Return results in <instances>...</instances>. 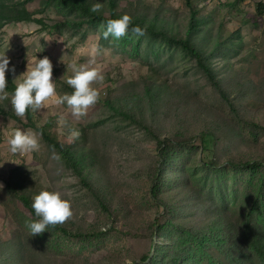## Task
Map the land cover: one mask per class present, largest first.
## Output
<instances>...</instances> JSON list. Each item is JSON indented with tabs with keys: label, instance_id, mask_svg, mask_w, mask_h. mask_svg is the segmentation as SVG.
I'll return each instance as SVG.
<instances>
[{
	"label": "rangeland",
	"instance_id": "1",
	"mask_svg": "<svg viewBox=\"0 0 264 264\" xmlns=\"http://www.w3.org/2000/svg\"><path fill=\"white\" fill-rule=\"evenodd\" d=\"M86 1L102 3L111 17L107 0ZM117 2L119 17L157 20L166 36L185 35V0ZM260 4L195 0L207 20L197 44L224 97L196 59L162 35L129 29L120 40L104 39L106 22L86 24L78 9L53 0H0V55L16 69L6 73L7 82L15 86L29 62L49 57L56 97L34 111L38 126L88 156L79 177L33 130L39 150L12 154L7 140L16 129H30L0 115V264H264ZM17 17L31 23L14 22ZM72 64L100 71L104 79L92 87L115 110L97 103L77 120L66 104H55L72 93L66 83ZM133 105L150 134L118 112ZM0 108L14 114L11 95ZM73 129L79 138L70 137ZM202 133L213 135L212 150L203 149ZM42 191L59 192L74 215L32 236L26 222L38 218L24 198L32 205Z\"/></svg>",
	"mask_w": 264,
	"mask_h": 264
},
{
	"label": "clouds",
	"instance_id": "2",
	"mask_svg": "<svg viewBox=\"0 0 264 264\" xmlns=\"http://www.w3.org/2000/svg\"><path fill=\"white\" fill-rule=\"evenodd\" d=\"M102 8L103 4L97 2L91 6L90 12L100 13ZM129 29L136 36H144L147 33L146 25L143 28L139 25L132 26V17L125 14L120 18L107 20L103 37L108 39L111 36L120 40L128 34ZM10 63L6 54L0 55V101L8 100L11 95L12 111L17 117L24 118L29 109L37 111L43 108L47 101L56 97L53 64L49 57L44 56L42 59H37L34 66L29 62L27 71L14 81L15 89L11 94L7 91L6 73L11 70L15 75L16 69L14 66L9 69ZM69 67H71L73 75L67 78L66 83L73 89V92L70 95L64 94L57 97L54 102L57 105L66 104L71 115L80 120L101 99L100 91L93 88L92 84L98 81L102 82L104 77L98 69H90L86 65L72 64ZM79 136L80 132L75 129L70 133L71 138H79ZM7 143L12 154L23 155L38 151L40 147L37 134L32 130L24 132L16 129ZM31 207L38 218L35 221L26 222V227L32 236L42 235L49 227L55 228L63 225L74 215L71 203L63 199L57 191L40 192L34 197Z\"/></svg>",
	"mask_w": 264,
	"mask_h": 264
},
{
	"label": "trees",
	"instance_id": "3",
	"mask_svg": "<svg viewBox=\"0 0 264 264\" xmlns=\"http://www.w3.org/2000/svg\"><path fill=\"white\" fill-rule=\"evenodd\" d=\"M27 1L29 2L32 0H27ZM53 1L59 3L60 5L65 6L66 8L78 9L79 11H81L82 15H84L87 18L85 21L86 24H89L91 26H95L99 22H107L108 19L120 18L119 15H117L116 13L118 0H107L106 6L108 8L107 10L109 14L111 15L110 18H106L103 10H101L100 13L90 12V8L92 4L87 2L86 0H53ZM185 1L187 7L190 9V18L184 36L178 34H175L174 36H169V35L166 36L165 32L163 31L161 23L157 20L136 19V21H132V26L139 25L140 27L143 28L146 25L147 33H149L150 35L156 37L162 35L164 39L166 38L168 39L167 41L169 43H174L182 47L188 54H190L192 57L196 59L198 67L205 73V75L207 76L208 80L212 83V85L217 90H219L225 97L224 93L221 90L220 82L217 80V76L214 73L215 71L208 64V62L206 61V57L204 56L201 48H199L197 44V41L200 38L201 33L203 32V26L207 24V20L204 17L198 16L199 13L195 7V0H185ZM258 10L260 14H263L264 5L260 4ZM23 12H26L25 9H23ZM13 21L22 22V23H31V20H29L27 17H17V19ZM33 23L40 26H44L43 22L33 21ZM223 30L224 28L221 26L220 33L215 41V44L217 46L221 44L220 38L222 37ZM8 84L9 86L7 90L10 93H12L15 89V86L11 84L10 80L8 81ZM70 92H73V90H70ZM148 93L150 92L148 91ZM159 96L160 93L155 91V97L159 98ZM98 103L103 104L105 107H109L115 110V107L111 99L102 100L101 97ZM138 103L139 102H137L136 104ZM134 111H135V105H133L130 108H126L125 110H120L118 112L122 114V116H124L125 118H128L130 120H133L134 122L139 123L150 134L149 126L145 124L143 121L145 120L144 117L143 118L139 117L140 119H137ZM0 115L11 118L17 123L23 125L26 129L33 130L38 134H40L43 142L52 149H54L62 157V159L66 161L68 166L79 177H82V174L80 172V167L84 165L86 159H88V156H84L80 154L78 151H75L73 148L69 149L67 146L63 144L62 139L59 138V136L55 132H51V130H49L47 126L46 127L38 126L36 114L32 109H29L27 111L25 115V120H26L25 123L19 117L15 116L13 113H6L1 108H0ZM200 138L202 139V145L205 151L206 150L210 151L215 147L216 141H214V137L212 134L202 133L200 135ZM24 200L27 208H29L32 214L35 216L34 209L30 205L31 203H29V201L26 198H24Z\"/></svg>",
	"mask_w": 264,
	"mask_h": 264
}]
</instances>
